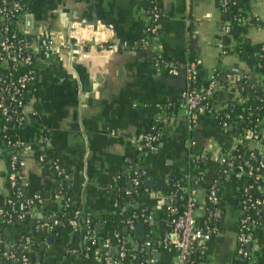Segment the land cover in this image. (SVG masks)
Wrapping results in <instances>:
<instances>
[{
  "label": "crops",
  "instance_id": "1",
  "mask_svg": "<svg viewBox=\"0 0 264 264\" xmlns=\"http://www.w3.org/2000/svg\"><path fill=\"white\" fill-rule=\"evenodd\" d=\"M23 1L26 12L11 23L28 37L34 77L24 97V125L10 135L23 144H38L42 156L57 158L52 165L34 157L32 149L25 150L21 173L26 193H44L46 209L57 210L61 168L74 204L104 226L115 212L107 188L124 169L127 149H138L142 133L161 122L157 146L138 154L146 179L153 183L146 185L148 193L140 198L150 209L149 232L138 239L133 229V239L153 243L148 249L142 246L147 264H176L177 251L159 244V218L165 204L160 203L169 200L162 190L163 179L173 169L183 175L188 171L189 147L207 153L210 157L196 170L200 177L195 183L197 199L204 197L219 170L216 158L239 139L236 123L223 127L216 112L230 101L242 100L237 76L256 80L260 74L235 50L224 49L226 21L216 0H159L161 18L148 48H142L140 40L145 36L149 0ZM248 7L264 24V0H249ZM245 36L252 44L264 43V27L250 26ZM229 38L228 48L233 49L236 40ZM191 58L199 63L197 82L202 86L216 69L221 73L210 108L200 113L192 129L193 146L185 111L180 106L169 108L171 99L179 100L186 87L185 64ZM167 64L176 66L175 71L170 72ZM256 126L260 139L249 145L264 153V119ZM3 151L0 141V209L8 195ZM240 183L230 175L221 185L225 223L208 242L210 264H234ZM29 223L25 218L5 225L0 217V230L7 235L26 232ZM75 224H56L44 238L37 236L31 261L102 264L93 253L81 254ZM252 245L255 263L264 264V221L255 228Z\"/></svg>",
  "mask_w": 264,
  "mask_h": 264
},
{
  "label": "trees",
  "instance_id": "2",
  "mask_svg": "<svg viewBox=\"0 0 264 264\" xmlns=\"http://www.w3.org/2000/svg\"><path fill=\"white\" fill-rule=\"evenodd\" d=\"M218 6L220 7L222 18L226 21V36H223L222 42L224 44V49L226 52L235 50L240 58L245 60L247 64L257 73L260 77L256 80H248L245 76H242V80L238 82L241 88L242 100L241 101H230L225 107L217 110L216 120L218 123L231 122L236 123L237 130L235 135L241 137V142L235 144L230 150L235 157V164L241 163L244 158L248 157L250 152L249 143L251 142L249 138L244 137L249 130L253 131L258 121L264 119V43L252 44L246 38V32L250 26L264 27V24L256 17L248 12V1L249 0H216ZM23 5V4H22ZM14 15H21L26 12V6L23 5V9L19 11H10ZM11 29H16L17 27L9 21L7 23ZM236 40V44L233 49L228 48V43L230 38ZM19 38L26 41V36L23 33H19ZM189 61H195V59H190ZM188 61V62H189ZM196 65L199 66L197 60ZM26 67L17 69L12 74L17 76L20 72H23ZM217 80H221V73L216 69L214 71ZM33 80V79H32ZM32 81H30L29 85ZM198 87L202 86L199 82L196 84ZM29 87V86H28ZM28 88L25 89L24 93H27ZM25 102V100H24ZM170 109L174 110L180 106V99H171ZM210 108V104L207 103L206 107ZM26 118V116H25ZM24 118V120H25ZM24 120L21 124L15 125L11 119H7L6 116L0 115V141L3 142V155L6 159L7 169L5 173V184L7 187L8 195L7 199L10 202H5L2 206L3 213L0 214L4 224H11L23 220L24 218H19L18 216L29 207H33L42 214L38 219H30L29 227L26 232H18L13 235H7L3 229L0 230V264H23L21 257L25 255L28 258V264H35L31 261L30 257L32 254V247L37 244L36 237L44 238L48 228L54 227L56 224L64 226L71 225L73 221L76 222L75 226L79 232V239L81 242V254L85 255L89 253L95 247H101L102 242L105 239L110 241L111 245L117 244V239L114 233H119L120 236L128 237L129 241L124 245L125 256L122 261L125 264H147V257L144 248L142 247L144 241L133 239V229L128 227L126 220L132 215L133 212L140 214L145 213L146 216H151L150 209L146 207L143 203H140V198L146 195L148 192V187L146 186V174L140 167L138 161V154L140 151L151 149L147 145L146 135L156 136V139L150 141L151 146L154 148L158 144V130L161 127V122H157L153 127H149L142 133L141 137L137 139L138 149L131 150L127 149L125 159H124V169L116 176L114 182L111 186L107 188L112 202H117L115 206V212L112 217L106 221L105 225L102 226L100 222L92 217L82 213L81 206L74 204L71 199V193L67 180L65 178V173L60 171V176L62 182L58 187V194L61 196L60 206L57 210L49 212L45 207V196L44 193H40L44 198V202L38 203L35 199L32 200L30 204H27L28 195L25 191V184L16 178L14 185H11L10 181L6 178V174L9 170V163L13 153L18 150L32 149L33 155L39 160L41 157L44 162H48L52 165H56L57 158L55 154L50 156H42L39 151V146L36 143L32 144H7L3 139L10 135L9 128L14 126L15 130H20L24 125ZM190 133V143L193 140L192 131ZM192 145V144H191ZM193 146V145H192ZM153 148V149H154ZM189 147V153L198 154L197 161H192L188 156L189 169L183 175L178 169H173L167 174L163 179V192L166 196L170 198L169 203L176 206L178 212H181L187 202L189 195V190L195 188V183L199 179L200 174L196 173L197 169H201L205 162L209 159V154H202L200 152H195ZM224 152V151H223ZM256 157L260 156V153L253 149L252 151ZM223 166H219L218 173L216 175L218 196L221 198V185L228 179L229 172L223 173ZM16 168L22 170V166L16 163ZM250 182V180H249ZM245 182L240 183L241 185ZM261 183V182H260ZM263 183V182H262ZM183 184V186H182ZM126 190H130L127 194ZM19 191L23 194H19ZM240 192L239 198L240 200ZM258 194V193H257ZM28 196V197H27ZM24 203L23 209L20 208L19 204ZM137 203V206L133 204ZM164 204L161 209V214L159 218L160 230L163 234L165 226L162 223V219L171 216L167 207L168 204ZM222 208L224 209L223 202L221 199ZM29 206V207H28ZM206 206L210 204L206 203ZM222 209V211H223ZM78 212V214H77ZM224 214V211H223ZM83 218L89 219L88 223L83 220ZM203 217L198 216L196 222L198 226L203 225ZM143 221V220H141ZM145 231L149 232L150 221L144 220ZM100 225V232L98 234L99 239L95 242L87 239L85 233L87 228H90L94 232V226ZM224 228L222 225L221 229ZM131 238V240H130ZM135 242L137 247H135ZM147 242L153 244L147 239ZM89 250V251H88ZM13 255V257H10ZM235 263V261H234ZM237 264H247L246 260H238Z\"/></svg>",
  "mask_w": 264,
  "mask_h": 264
},
{
  "label": "built area",
  "instance_id": "3",
  "mask_svg": "<svg viewBox=\"0 0 264 264\" xmlns=\"http://www.w3.org/2000/svg\"><path fill=\"white\" fill-rule=\"evenodd\" d=\"M25 3L23 0H0V66L2 72L0 73V115L11 119L15 125L23 122L26 114L24 111V97L25 89L28 88L30 81L34 77V55L29 48L28 40L24 41L19 38L20 32L17 28L11 29L7 24L11 19L20 15H14L10 11H19L23 9ZM23 15V14H21ZM147 25L145 28V36L140 40L142 48L151 46V38L157 32L158 22L161 18V11L159 7V0H149V6L146 9ZM157 58L155 64H158ZM169 71L174 72L176 66L167 64ZM22 67H26L23 72L17 76H13V72ZM186 87L181 94L180 107L185 111L188 130L192 131L196 126L200 113L205 110L207 103H209L213 91L218 84L215 73H212L204 86H197V65L195 61H189L185 64ZM242 77L237 76L236 80L241 81ZM234 123L223 122V127L232 126ZM14 126L9 128L11 132ZM244 137L249 138L251 142H256L260 139V132L255 126L254 130H249ZM147 145L150 148V141L156 139V136L146 135ZM7 144L20 145L23 143L12 140L11 136L7 135L4 139ZM237 143L241 142V137L236 139ZM236 143V144H237ZM193 145V142H191ZM250 144V143H249ZM249 154L241 163L234 162L235 157L231 150L222 152L216 158L219 166L222 167V172H229V176L239 178L240 182H245L241 185L238 216L236 219V243L234 264L238 260H246L247 264H256L254 261V245H252L255 228L264 221V153H260L256 157L252 152L253 148L249 145ZM198 154L189 153V159L197 161ZM25 159V150H18L12 154L9 163V172L6 178L14 185L16 178L24 183L20 168H16V163L23 165ZM39 160H42L39 157ZM250 180V182H249ZM261 182V183H260ZM263 182V183H262ZM217 179L214 178L209 184L204 197L201 200L197 199L195 188L189 190L186 205L181 212H178L176 206L168 201V211L171 216L163 218L161 221L165 226L162 234V240L159 243L161 246L168 249H175L177 251L176 264H210L208 256V242L216 235L220 234L224 225V209L222 208L221 198L218 196ZM129 194L130 190H126ZM258 193V194H257ZM19 194H23L19 191ZM27 200L30 204L33 199L38 203L44 202V198L40 193L31 195ZM60 196V195H59ZM61 199V196H60ZM5 202H10L5 199ZM206 203L210 206H206ZM114 207L117 202L113 203ZM134 205V204H133ZM20 208L23 209L25 204L20 203ZM135 206V205H134ZM29 207V206H28ZM223 209V211H222ZM35 208H26L19 218L38 219L34 211ZM3 213L0 209V214ZM78 214V212H77ZM203 217V225L198 226L196 218ZM85 220V218H83ZM141 220H150V216L145 213L137 214L135 212L126 220L128 227L134 229L135 224ZM89 219L85 222L88 223ZM141 221V222H143ZM117 239V244L111 245L108 239L103 240L101 247H95L89 253L95 254L102 264H125L122 258L125 256L124 245L129 241V238L120 236L119 233H114ZM85 237L92 242L99 239L98 234L92 232L87 228ZM149 242L145 241L143 247L149 246ZM13 257V255H10ZM23 264H28V258L23 255L21 257Z\"/></svg>",
  "mask_w": 264,
  "mask_h": 264
},
{
  "label": "water",
  "instance_id": "4",
  "mask_svg": "<svg viewBox=\"0 0 264 264\" xmlns=\"http://www.w3.org/2000/svg\"><path fill=\"white\" fill-rule=\"evenodd\" d=\"M27 40H28V37H27ZM234 79H235V76H234ZM151 183H153L152 182V179H150V178H148V179H146V185H151ZM160 186H161V184L160 183H158L157 184V187H159L160 188ZM168 201L169 200H163V201H161V203H160V205H162V204H167L168 203ZM99 231H100V226L98 225V224H96L95 226H94V232L96 233V234H99ZM144 231H145V224H144V222H137L136 224H135V227H134V236L136 237V238H138V239H143L144 238ZM137 247V246H136ZM146 249H148V246L146 247Z\"/></svg>",
  "mask_w": 264,
  "mask_h": 264
}]
</instances>
